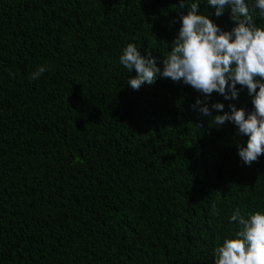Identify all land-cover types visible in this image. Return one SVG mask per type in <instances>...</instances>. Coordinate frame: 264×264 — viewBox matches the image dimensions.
Returning <instances> with one entry per match:
<instances>
[{
  "label": "trees",
  "instance_id": "1",
  "mask_svg": "<svg viewBox=\"0 0 264 264\" xmlns=\"http://www.w3.org/2000/svg\"><path fill=\"white\" fill-rule=\"evenodd\" d=\"M194 2L0 0V264H215L236 210L264 213V156L248 166L238 155L247 137L210 125L182 82L158 75L133 90L137 74L119 62L133 43L163 71ZM199 4L222 30L236 26L230 10ZM237 90L208 106L251 112Z\"/></svg>",
  "mask_w": 264,
  "mask_h": 264
},
{
  "label": "clouds",
  "instance_id": "2",
  "mask_svg": "<svg viewBox=\"0 0 264 264\" xmlns=\"http://www.w3.org/2000/svg\"><path fill=\"white\" fill-rule=\"evenodd\" d=\"M215 9V16L221 17L230 10L235 27L231 31L222 30L209 16L200 13L199 0L188 5L186 14H179L181 27L167 56L163 59V71L155 58L144 57L136 45L129 43L119 57V62L136 77L128 80L133 90L142 85H152L157 76L191 86L204 99L197 98L193 109L205 117H212L210 125L219 127L226 122L238 128L237 135L247 137L246 147L238 145V155L244 164L251 166L264 156V28L252 22L246 0H207ZM185 0H179L184 8ZM254 9H259L264 17V0H255ZM172 23H176L174 20ZM39 67L31 74V80H38L46 71ZM237 85L246 88L252 97L253 110L246 111L229 104L225 112L223 103L207 101L213 93L232 101L239 98ZM213 110L223 115L212 116ZM239 230L235 238H227L222 246L215 249V264H264V213H251L247 218L240 210L231 216Z\"/></svg>",
  "mask_w": 264,
  "mask_h": 264
}]
</instances>
